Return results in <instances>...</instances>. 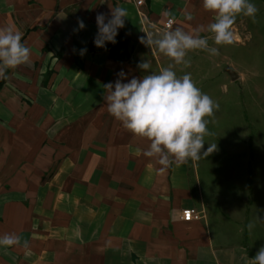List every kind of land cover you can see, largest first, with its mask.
Wrapping results in <instances>:
<instances>
[{
    "label": "crops",
    "instance_id": "obj_1",
    "mask_svg": "<svg viewBox=\"0 0 264 264\" xmlns=\"http://www.w3.org/2000/svg\"><path fill=\"white\" fill-rule=\"evenodd\" d=\"M251 2L255 20L237 16L232 32L260 31L264 54V0ZM109 6L127 11L120 29L130 40L128 61L89 51L96 14L107 22ZM144 12L142 20L129 0H0V28L20 32L31 52L0 79V235L27 241L0 246V264H251L264 246V143L251 140L247 183L238 185L237 171L220 170L214 152L166 168L145 157L150 141L108 113L103 86L119 71L127 82L174 63L139 42L162 35L167 18L169 30L188 34L204 25L200 35L216 47L207 31L215 13L203 0H146ZM77 18L85 28L74 32ZM205 55L192 50L185 59L197 65ZM144 59L148 72L137 67ZM173 70L182 76L188 68ZM177 208L199 218L181 221Z\"/></svg>",
    "mask_w": 264,
    "mask_h": 264
},
{
    "label": "clouds",
    "instance_id": "obj_2",
    "mask_svg": "<svg viewBox=\"0 0 264 264\" xmlns=\"http://www.w3.org/2000/svg\"><path fill=\"white\" fill-rule=\"evenodd\" d=\"M110 18L105 22L106 14L98 12L95 20L98 28L94 44L104 47L105 42L115 44L118 29L125 26L127 11L121 6L110 7ZM203 8L215 13L214 20L207 27L213 34L215 45L233 43L232 26L237 16L244 15L255 20L257 6L251 0H203ZM187 21L194 19L191 12L183 13ZM78 27L73 31L85 28L83 19L77 18ZM171 28V25L169 26ZM204 25H197L194 34H188L182 27L164 31L162 35L146 34L139 37V42L148 48L155 47L167 56L173 64L162 67L158 73L143 77L133 76L122 82L126 73H117L115 82L104 84L103 100L108 113L135 136L150 141L143 151L145 157L155 159L160 165L170 167L199 160L216 150V144L209 145L204 151L205 136L212 133L208 130L209 120L219 105L210 96L203 93L193 82L190 73L177 76L174 65L190 66L185 59L189 51L204 50L210 55H219L217 47H209V41L200 35ZM157 36L159 38H157ZM86 48L79 50L81 56ZM30 48L22 43V34L10 27L0 28V79H7V71L15 69L28 61ZM137 67L145 72L151 69V63L144 59ZM255 225L249 223L251 230ZM23 241L15 233L0 235V246L11 248ZM251 264H264V246L260 247Z\"/></svg>",
    "mask_w": 264,
    "mask_h": 264
},
{
    "label": "rangeland",
    "instance_id": "obj_3",
    "mask_svg": "<svg viewBox=\"0 0 264 264\" xmlns=\"http://www.w3.org/2000/svg\"><path fill=\"white\" fill-rule=\"evenodd\" d=\"M235 36L237 41L231 44L215 45L219 55H205L197 65L190 61L187 73L191 74L195 85L219 105L213 117H206L212 134L205 136L202 150L216 144L213 152L220 170L234 168L237 176L232 183L244 185L247 183L243 178L247 173L245 159L251 155V140L255 139V146L264 143V112L261 111L264 110V94L259 87L255 88V85H264V54L260 31L249 35L248 32L234 33ZM226 68L239 77L231 80ZM224 179L220 178L221 183Z\"/></svg>",
    "mask_w": 264,
    "mask_h": 264
},
{
    "label": "trees",
    "instance_id": "obj_4",
    "mask_svg": "<svg viewBox=\"0 0 264 264\" xmlns=\"http://www.w3.org/2000/svg\"><path fill=\"white\" fill-rule=\"evenodd\" d=\"M92 37L89 40L88 48L91 53L106 51L108 53V57L113 59L116 62L128 61L130 59V49H129V38L125 36L121 29H118V34L115 37L116 43L112 44L110 42H105L104 47H97L94 44V38ZM5 81V79H1V84Z\"/></svg>",
    "mask_w": 264,
    "mask_h": 264
},
{
    "label": "built area",
    "instance_id": "obj_5",
    "mask_svg": "<svg viewBox=\"0 0 264 264\" xmlns=\"http://www.w3.org/2000/svg\"><path fill=\"white\" fill-rule=\"evenodd\" d=\"M114 1H120V0H114ZM134 5L137 13L140 15V18L144 20L146 18L145 16V6H146V0H129ZM173 19L167 18L164 23V30L167 31L170 29V25L172 27L173 25ZM172 215L177 217L181 221H192L199 218V215L194 212L193 210L189 208H177L172 210Z\"/></svg>",
    "mask_w": 264,
    "mask_h": 264
},
{
    "label": "water",
    "instance_id": "obj_6",
    "mask_svg": "<svg viewBox=\"0 0 264 264\" xmlns=\"http://www.w3.org/2000/svg\"><path fill=\"white\" fill-rule=\"evenodd\" d=\"M225 70L229 74L231 80H236L238 78V74L234 72L232 69L226 68Z\"/></svg>",
    "mask_w": 264,
    "mask_h": 264
}]
</instances>
